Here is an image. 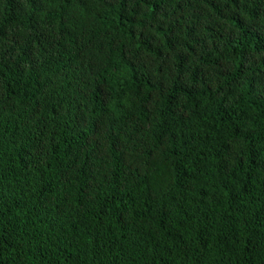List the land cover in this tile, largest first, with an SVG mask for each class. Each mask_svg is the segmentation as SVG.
<instances>
[{
  "label": "trees",
  "instance_id": "trees-1",
  "mask_svg": "<svg viewBox=\"0 0 264 264\" xmlns=\"http://www.w3.org/2000/svg\"><path fill=\"white\" fill-rule=\"evenodd\" d=\"M0 264H264V0H0Z\"/></svg>",
  "mask_w": 264,
  "mask_h": 264
}]
</instances>
